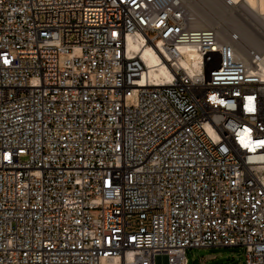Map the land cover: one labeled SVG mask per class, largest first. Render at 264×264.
Masks as SVG:
<instances>
[{"label":"built area","instance_id":"1","mask_svg":"<svg viewBox=\"0 0 264 264\" xmlns=\"http://www.w3.org/2000/svg\"><path fill=\"white\" fill-rule=\"evenodd\" d=\"M241 39L182 0H0V264H264V78Z\"/></svg>","mask_w":264,"mask_h":264},{"label":"rangeland","instance_id":"2","mask_svg":"<svg viewBox=\"0 0 264 264\" xmlns=\"http://www.w3.org/2000/svg\"><path fill=\"white\" fill-rule=\"evenodd\" d=\"M196 29L212 28L226 39L239 32L244 49L264 51V19L241 3L227 5V0H182ZM241 247L209 248L187 251V264H245Z\"/></svg>","mask_w":264,"mask_h":264},{"label":"bare ground","instance_id":"3","mask_svg":"<svg viewBox=\"0 0 264 264\" xmlns=\"http://www.w3.org/2000/svg\"><path fill=\"white\" fill-rule=\"evenodd\" d=\"M226 2L227 5L230 6H237L243 3L250 11L254 13L256 12L259 17L264 19V0H227ZM237 33L240 34L239 32ZM127 46L130 51L141 54L143 59L146 61L148 67H150L148 77L151 83L154 84L161 82L164 84L170 83L171 77L169 75V72L164 65H161L160 59L157 56V52H155V49L151 47L141 48L134 37L128 38ZM181 51H183V53H186L188 51L190 52V50H187L185 48L181 49ZM257 51L261 54L259 70H260V74L264 78V51H259V50ZM197 59L198 57L196 54L194 53L187 54V58L185 61H183L182 65L188 71V73L191 74L198 69ZM104 264H115V263L107 262Z\"/></svg>","mask_w":264,"mask_h":264}]
</instances>
